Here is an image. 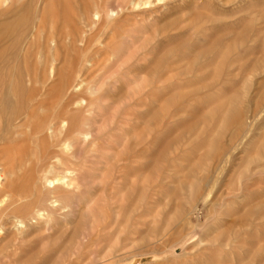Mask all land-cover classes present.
Instances as JSON below:
<instances>
[{"label":"rangeland","instance_id":"rangeland-1","mask_svg":"<svg viewBox=\"0 0 264 264\" xmlns=\"http://www.w3.org/2000/svg\"><path fill=\"white\" fill-rule=\"evenodd\" d=\"M52 1L76 42L10 67L50 78L83 133L42 173L71 179L66 207L5 215L0 264H264V0H152L106 26L93 0ZM10 147L2 181L30 169Z\"/></svg>","mask_w":264,"mask_h":264},{"label":"bare ground","instance_id":"bare-ground-1","mask_svg":"<svg viewBox=\"0 0 264 264\" xmlns=\"http://www.w3.org/2000/svg\"><path fill=\"white\" fill-rule=\"evenodd\" d=\"M33 1L34 0H30V4H27L26 2L28 1L25 0L24 3H21L16 7L18 0L16 3L15 0H0V58L2 61V66L0 65V144L9 143L11 145L10 148H12V146L14 147L12 149V152L14 153L17 151L15 147L21 145L22 149L18 152L17 156L18 165L20 169L23 166H28L30 168L27 170L28 173L26 172V174L22 173L21 175H16L18 168L17 170H14L16 166L14 167L11 163L13 166L11 165L10 167L8 164V167L6 166V168L10 167L7 173L9 172L12 175L10 174V177L6 180L4 179V181L1 180L2 178L0 175V198L7 197L11 201L10 207L0 213V225L7 224L8 222L9 224L7 225H9V227H11V222L5 221V215L12 214L15 215L16 218H19L20 215H28L30 217L33 214H37L38 218L39 216H44L47 221L45 223H49L53 211L61 210L62 207H66L65 190H63L64 187L56 184H61V181L65 180L62 181V183L66 182L68 183L67 185L72 188V184H70L72 183L71 179L69 180V178H67L68 180H66L65 176L61 177V175L59 177H53L55 179H51L48 176L44 177L42 173L45 172L46 169H48L49 172V170L55 168L57 164L63 161L64 156L72 154L69 153V149L74 143H72L74 136L83 133L78 132L80 130H76L73 126L72 121L74 119H72L70 114L71 105L60 103L59 95L61 94L57 93V91L60 90L55 91L54 86L50 83L47 85L46 82H48L50 78L47 79L45 74L38 78V75L34 74V76H32L29 72H27V75L25 76L22 74L21 64H18V68L20 67L21 69V72L19 71L18 74H14V68L10 67L15 58L20 60V57H17L19 55L24 58V67H29L32 57L41 59L42 57L48 58V56H51L53 57V61L51 62L54 64L59 58L60 52L57 47L60 42L62 40L65 41L68 37L72 42H76L74 38L75 33L73 32H79L80 28L73 27V29L68 31L59 28L60 15L57 10L55 12L56 6L52 0H50V5L44 1V7L42 6V9H37L38 7H35V4H32L34 3ZM114 1L93 0L90 2L89 9L97 16L95 19H97L99 23L103 22L104 26H106V23L111 25L110 22L126 10L137 9L142 5L152 3V0ZM58 6H60V4ZM47 8L51 10V12L49 11V14L47 13ZM89 21L92 23V20L89 19ZM93 22H95L94 19ZM201 28L202 27H200V29ZM114 31L118 32L116 29ZM92 40L93 37L88 40L86 43L87 46L91 45L90 43ZM27 44L28 46H24L25 51L23 48V54L21 55L19 53L22 51V49L20 50V47ZM51 44L54 47H52ZM43 48L45 51H43ZM43 54L45 56H43ZM66 57L67 55L65 58ZM77 60L78 57L74 55L72 62L75 63ZM74 65L76 66V64ZM38 66H40V63H38ZM53 170L57 169L55 168ZM55 173L57 175V172ZM71 173L70 175H73ZM48 182L49 184H54L52 189L48 187ZM2 201L0 200V202ZM56 202H59V205H61L59 208L57 206L58 203L55 206ZM21 222L23 223L24 221ZM21 222L19 221V224ZM14 223H16V221ZM42 224L44 223H41V225ZM38 225L39 224H37V226ZM44 230L46 229L44 228ZM5 233L6 235L8 234L7 232ZM0 248H3V246ZM10 249L11 248L8 250L10 251Z\"/></svg>","mask_w":264,"mask_h":264}]
</instances>
